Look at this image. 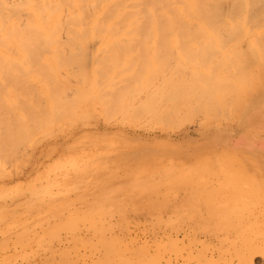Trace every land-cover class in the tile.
Instances as JSON below:
<instances>
[{"label":"rangeland","instance_id":"1","mask_svg":"<svg viewBox=\"0 0 264 264\" xmlns=\"http://www.w3.org/2000/svg\"><path fill=\"white\" fill-rule=\"evenodd\" d=\"M247 10L230 15V31L117 35L43 53L62 65L31 91L50 89L47 119L64 117L36 123L0 161V264H264V131L253 124L264 119V0ZM201 86L219 90L215 109L227 116L157 122L162 106Z\"/></svg>","mask_w":264,"mask_h":264},{"label":"bare ground","instance_id":"2","mask_svg":"<svg viewBox=\"0 0 264 264\" xmlns=\"http://www.w3.org/2000/svg\"><path fill=\"white\" fill-rule=\"evenodd\" d=\"M256 1L258 0H0V161L4 162L6 160V151L11 152L14 146H17L16 144L25 136V131L30 130V128L32 130L36 123L37 125L48 126V119L52 116L49 110H52L53 106H50L51 103L50 107L47 106L49 104L47 103L48 100H43L48 94H51L50 89L46 88L48 93L42 88L43 86L40 88L35 82V86H38L41 91L43 89V91L38 93V89V91L33 90L36 92L34 95L31 91L34 85L33 81L37 80L38 83L45 81L47 83L49 80L51 82L54 73L62 64L57 63L56 60L55 63L48 61V58L45 55L43 56L44 52L57 51L65 44L67 47L79 48L81 51H85L90 40L97 39L99 44L107 45L111 42L102 38L117 35L135 36L153 32L162 34L189 32L215 34V32L221 30L230 31L235 29L229 23L232 21H229L230 15L238 13L239 16H243ZM223 3H230L227 13H223L220 7ZM232 5H240L242 13L239 12L238 8H232ZM248 17L253 18L254 14H249ZM193 20L195 23H193ZM210 20H213L214 23L209 24ZM63 36L65 39L62 38ZM61 39L64 40L63 44H61ZM37 52L41 53L37 54ZM81 61H79L80 64ZM65 75L68 74L65 73ZM108 78L110 79V77ZM257 79L255 81L258 83ZM106 80L108 79L106 78ZM262 80L264 79L261 78L259 82H263ZM252 85H254L253 82ZM47 86L44 85V87ZM247 86L250 85L247 84ZM252 87L246 88L249 90ZM217 90V88L206 89L203 86L197 89L193 88L187 92L184 101L175 104L171 102L166 106H162V111H157V122L163 126L169 124L164 126L166 128L170 126L179 129L182 126L197 123L198 120L201 123L208 120L219 121V119H223L228 113L224 115L220 109H215L220 104L219 102L217 104L218 99L216 97L219 92ZM44 91L47 92V95ZM88 91L90 92V89ZM91 91L93 92L92 89ZM215 92L217 94H214ZM251 93L253 92L251 91ZM39 94L40 96L44 94L42 96L45 98L41 96L43 98L41 100L40 96H36ZM90 94L92 93L90 92ZM32 95H34L33 99ZM78 96L73 99L77 101L72 102L75 106L72 110L81 109V106L78 108L77 105H80L82 95H80L81 100ZM35 97H39L43 103H39L38 100L37 104L36 101L39 98L34 101ZM85 97L87 96L84 94L83 99ZM238 97L241 98V96ZM223 100H221V104L223 103L222 107H225V110L227 109L226 112L233 111L228 104H226L228 106L226 107L225 100ZM81 102L83 103V100ZM100 103L102 104H98L99 108L103 105V107H106H102V110L100 108V113H106L109 117L111 113H109L110 110L107 105L103 102ZM42 104L44 105L42 106ZM236 105L240 107L236 101L231 106L239 111L238 107H234ZM46 106L50 109L48 110ZM212 106H214V109H211ZM39 107H45L46 109L43 108V112L41 111L42 108L37 109ZM34 108L35 110L32 111ZM44 113H49V117ZM195 113H199V116H196ZM44 115L47 116L45 117L46 121L48 120L47 122L43 119ZM123 115L121 113L120 117ZM128 115L130 116V112L123 117ZM131 115L129 118H137L134 122H138V119L142 118L138 117L139 114L137 113ZM55 117L54 120L57 119ZM112 117L109 118L110 121L111 119L114 120L115 116ZM41 119L47 125H43ZM131 119L128 120L131 122ZM39 120H41V123L38 124ZM54 120L52 117L49 126L53 125ZM57 122L55 121V123ZM41 125L40 127H42ZM38 129L37 132L40 131V128ZM33 131L29 132L30 136L32 133H37L35 130ZM8 156L11 157L10 154L6 155L7 158Z\"/></svg>","mask_w":264,"mask_h":264},{"label":"crops","instance_id":"3","mask_svg":"<svg viewBox=\"0 0 264 264\" xmlns=\"http://www.w3.org/2000/svg\"><path fill=\"white\" fill-rule=\"evenodd\" d=\"M258 96H260V97H262V99L261 100H263L264 99V93L263 92H260V94L258 95ZM242 120H244V118H241ZM258 123V124H257ZM253 124H257V125H259V127L260 128H262V129H260V130H262V131H264V119L263 120H256V119H254L253 120ZM242 137L240 138L242 141H240L239 143H238V145L237 146H240L241 144H243L245 141H247L248 140V138L246 139V137L244 136V135H241Z\"/></svg>","mask_w":264,"mask_h":264}]
</instances>
